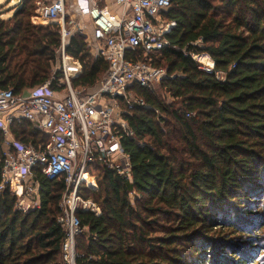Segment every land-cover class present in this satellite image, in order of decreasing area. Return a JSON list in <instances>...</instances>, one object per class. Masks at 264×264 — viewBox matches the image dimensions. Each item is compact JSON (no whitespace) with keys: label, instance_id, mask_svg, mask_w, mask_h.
<instances>
[{"label":"trees","instance_id":"16d2710c","mask_svg":"<svg viewBox=\"0 0 264 264\" xmlns=\"http://www.w3.org/2000/svg\"><path fill=\"white\" fill-rule=\"evenodd\" d=\"M17 1L0 17V88L15 93L52 75L60 45L56 23L33 28L37 0ZM162 15L175 25L153 64L173 76L157 91L134 88L148 107L125 115L131 181L96 165L97 186L80 187L100 213H76L87 227L76 239L77 264H214L216 251L245 264L252 255L232 238L264 233V0H171ZM65 51L82 65L75 86L105 74L107 62L83 37L71 35ZM196 54L209 55L199 58L214 63L211 71ZM11 130L24 142L45 140L25 120ZM36 177L39 207L23 211L0 190V264H63L65 182Z\"/></svg>","mask_w":264,"mask_h":264},{"label":"built area","instance_id":"2783aa9c","mask_svg":"<svg viewBox=\"0 0 264 264\" xmlns=\"http://www.w3.org/2000/svg\"><path fill=\"white\" fill-rule=\"evenodd\" d=\"M171 0H114L122 7L115 14L98 5L97 0H75L80 16H88L92 30L82 25L66 26V0H37L32 15L33 28L40 22H55L60 30V45L52 75L42 84L15 93L0 88V190L7 188L17 196L23 211L40 206V172L50 180L63 179L65 189L59 206L58 222L65 230L61 253L63 264H77L76 239L87 227L77 212L100 213L99 206L79 194L81 186L95 188L94 167L102 165L132 179L131 161L122 139L132 136L125 115L132 106L148 107L135 97L134 88L156 91L168 77L167 67L155 66L154 56L167 45L165 34L175 25L166 21L163 11ZM40 25V26H39ZM78 30L95 56L107 62L103 77L92 87L75 86L82 65L66 53L65 46L73 30ZM193 58L209 72L213 62ZM212 60V59H211ZM28 121L45 140L35 145L18 140L11 130L15 121ZM28 199L30 203L21 201Z\"/></svg>","mask_w":264,"mask_h":264},{"label":"rangeland","instance_id":"374dc122","mask_svg":"<svg viewBox=\"0 0 264 264\" xmlns=\"http://www.w3.org/2000/svg\"><path fill=\"white\" fill-rule=\"evenodd\" d=\"M68 2H69V0L66 1V11L67 12H66V17H65L67 28H70V29L74 28V27H72V24H69V19H72L76 25H78V24L81 25L83 23H86V22H84L86 17H82L78 14H75V15L70 14L69 15L70 12H69V8H68V5H69ZM17 3H18L17 0H0V9L2 10V12L0 13V17L1 18H7V17L11 16L15 10ZM34 14H35V10H34L33 15ZM31 19H32V16H31ZM31 23H32V21H31ZM40 23H41L40 24L41 27H44L45 25H47V22H40ZM48 23H55V22H48ZM32 25H33V23H32ZM86 30L88 31V32H86V34L89 35L90 31L87 28H86ZM70 35H79V36L83 37L77 29L73 30V32ZM83 39L86 42L84 37H83ZM86 44H87V42H86ZM87 47L89 48L91 54L94 55V51L93 50L91 51V47H89V46H87ZM201 59H203V58H201ZM96 175H97V173H96ZM96 184H97V179H96ZM22 199L23 198H21V201L24 204L30 203L28 199H24V201ZM261 204L263 205V202ZM252 213H254V212H252ZM262 232H264V230H262ZM226 235H229V234H226ZM248 236H250L251 238H253V237L256 238V242L254 239H249ZM232 239H233L232 241L237 242V245L240 248H244L243 250L246 254L252 255V258H247V260L245 261L246 262L245 264H264V233H261V231L258 232V230H255L253 232V234L243 232V233L237 235L235 238H232ZM239 252L241 253V251H239ZM77 253H78V251H77ZM218 260L221 262L218 263ZM213 263L214 264H238L239 258H238V256H235V255L226 256L222 252L216 251L215 259H214Z\"/></svg>","mask_w":264,"mask_h":264},{"label":"crops","instance_id":"0c3cea01","mask_svg":"<svg viewBox=\"0 0 264 264\" xmlns=\"http://www.w3.org/2000/svg\"><path fill=\"white\" fill-rule=\"evenodd\" d=\"M67 1V0H66ZM98 2V5L101 6V7H106L108 10H110L111 12L115 13V14H119L121 13L122 11V7L119 6L118 4H116L114 2V0H97ZM69 5H68V8H69V15H75V14H78L79 15V12H78V9H77V6L75 5V0H69ZM82 17H86V19L84 20V22L86 23H83L81 24L83 27H84V30L86 32H88L86 30V28L91 32L92 30V24H91V20L88 16H82Z\"/></svg>","mask_w":264,"mask_h":264}]
</instances>
